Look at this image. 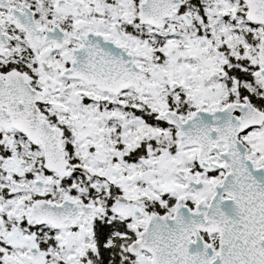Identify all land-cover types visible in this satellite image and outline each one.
<instances>
[{
	"label": "snow or ice",
	"instance_id": "1",
	"mask_svg": "<svg viewBox=\"0 0 264 264\" xmlns=\"http://www.w3.org/2000/svg\"><path fill=\"white\" fill-rule=\"evenodd\" d=\"M0 264H264V0H0Z\"/></svg>",
	"mask_w": 264,
	"mask_h": 264
}]
</instances>
